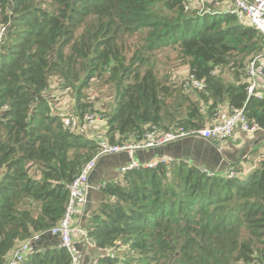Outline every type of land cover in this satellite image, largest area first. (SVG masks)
Returning a JSON list of instances; mask_svg holds the SVG:
<instances>
[{"label": "trees", "instance_id": "1", "mask_svg": "<svg viewBox=\"0 0 264 264\" xmlns=\"http://www.w3.org/2000/svg\"><path fill=\"white\" fill-rule=\"evenodd\" d=\"M219 1L196 11L189 0H0V264L59 223L68 186L98 152L64 118L81 125L86 113L100 115L112 145L142 142L152 126L211 125L218 108H242L264 132V101L246 92L264 38L215 10ZM168 48L201 91L158 75L154 57ZM52 79L72 88L73 114L52 109ZM93 85L109 90L102 111L88 101ZM199 169L173 159L121 168L101 183L81 223L100 251L96 264H264V161L230 178ZM70 262L55 244L36 246L20 264Z\"/></svg>", "mask_w": 264, "mask_h": 264}, {"label": "built area", "instance_id": "2", "mask_svg": "<svg viewBox=\"0 0 264 264\" xmlns=\"http://www.w3.org/2000/svg\"><path fill=\"white\" fill-rule=\"evenodd\" d=\"M217 0H209L214 3ZM232 6L228 9L229 12L234 15L241 23L248 24L253 28L260 36L264 38V0H231ZM202 8L205 2L202 0ZM200 9V10H201ZM5 28L0 27V40L4 35ZM247 75V88L246 92L248 96H253L259 100L264 101V48L258 53L252 61L249 63L246 69ZM184 87H192L195 90L201 91L204 88L202 82L196 79L193 74L187 75L183 80ZM83 122L87 125L101 124V129L94 135L92 139L98 148L97 154L88 161L84 167L80 170L78 175L68 186V202L63 214L62 219L58 224L53 226L47 234L55 237L58 242V246L64 248L70 255V264H96V260L86 262L83 258V252L78 246H87L88 248H95L87 237L82 227L74 224V218L79 214L78 208L84 207L86 204V197L91 190L89 182L90 175L95 169L97 162L108 156L117 154H125L128 163L124 170H130L140 167L153 168L158 163L167 164L172 162L173 158L159 157L141 163L135 158L136 152H147L153 149L161 148L171 142L183 140L187 137L201 138L206 141H215L218 144H222L234 136V131L239 129L244 133H255L260 131L259 127L254 123H249L244 116L243 109H233L229 112L224 108H218L215 113L214 120L211 125L197 128L191 131L184 130L182 127L174 128L168 132H161L156 127L152 126L151 129L146 132L144 140L139 143H127L122 145H112L108 142L106 133V121L100 115L96 113H86L83 117ZM64 127L75 130L83 134V126L80 125L79 120L73 116L63 119ZM264 161V155L258 156V161ZM208 177L217 175L221 170L206 169L200 167L199 169ZM223 173L227 177H234L240 175L241 172H235L231 167L222 169ZM78 236L80 241L75 243L73 238ZM38 236H34L27 242L21 243L12 253V256L7 264H20L24 259V256L29 254L33 247L31 241H37ZM110 257H113L110 255Z\"/></svg>", "mask_w": 264, "mask_h": 264}, {"label": "crops", "instance_id": "3", "mask_svg": "<svg viewBox=\"0 0 264 264\" xmlns=\"http://www.w3.org/2000/svg\"><path fill=\"white\" fill-rule=\"evenodd\" d=\"M225 7L215 8L217 11H227L231 5L224 3ZM217 6V7H218ZM60 91H63L58 87L57 83L54 84V87L47 90L46 95L51 99L52 109L58 114H64V109L58 104V98ZM102 105V102L98 107H105ZM94 109H98L94 107ZM100 109V108H99ZM71 111L65 115H71ZM207 121L205 122L206 125ZM209 125V124H208ZM207 126V125H206ZM101 129V124H91L88 125L83 130V135L92 140L94 135L99 132ZM186 140V142H185ZM217 143V142H216ZM264 132L257 131L255 133H244L239 129L234 131V136L228 141L222 144H215V141H206L201 138L196 137H187L183 140H178L171 142L161 148H158L156 151H147V152H136L135 158L141 162L146 163L149 160L157 159L159 157L164 158H173V159H184L193 165L198 167H203L206 169H225L227 167H232L233 165L242 166L240 175H245L247 172L253 170L256 167L258 158L254 156L256 151H259L260 147L264 148ZM264 152V150H262ZM260 154H263L264 153ZM128 163V159L125 154H117L113 156L101 158L92 171L89 182L92 185L91 190L87 194L86 204L84 207L78 208L79 214L74 218V224H77L81 227L82 217L86 214V210H91L94 208L96 203L102 198V194L99 191L101 183H106L117 177L118 170L122 167H125ZM75 243L80 241L78 236L73 238ZM38 247H49L55 245L57 239L49 234L40 237L38 240ZM36 241V242H37ZM42 242V244H40ZM78 246L82 250L83 258L86 262L96 259L100 251H96L93 248H88L87 246Z\"/></svg>", "mask_w": 264, "mask_h": 264}, {"label": "rangeland", "instance_id": "4", "mask_svg": "<svg viewBox=\"0 0 264 264\" xmlns=\"http://www.w3.org/2000/svg\"><path fill=\"white\" fill-rule=\"evenodd\" d=\"M203 1L205 2L204 6H206V8H208V4H212L211 2H209V0ZM224 3L230 4V0L219 1L218 4H220V8L218 5V7L216 6L215 8L221 9L225 7ZM202 5V0H189V6L191 10L198 11L202 8ZM229 6L231 7V5ZM153 65L155 66V70L159 76L167 75L170 77V82L174 84L176 83L177 85H179V83L184 80L188 75L187 67L183 64H180V62L176 60V51L170 48L159 51L154 57ZM54 84H56V81L52 79L50 86L53 88ZM60 88L63 89V91H60L59 96H57L58 104H60V106L64 109V114L70 111L73 114L75 97L73 90L69 87ZM87 96L88 101L92 102L93 106L98 108L97 111H102L103 109H105L106 106L110 105L111 103V96L109 90L107 88L100 90L97 85L90 86V88L87 90ZM101 102L102 105H105L106 103L107 105L105 107H98ZM81 125L83 126V129L88 126L87 124L83 123ZM259 149V151H256V153H254V156L256 158H258L261 151L264 150V148L262 147H260ZM262 153L264 152L262 151Z\"/></svg>", "mask_w": 264, "mask_h": 264}, {"label": "water", "instance_id": "5", "mask_svg": "<svg viewBox=\"0 0 264 264\" xmlns=\"http://www.w3.org/2000/svg\"><path fill=\"white\" fill-rule=\"evenodd\" d=\"M185 142H186V140H185ZM215 144L217 145V143L215 142ZM157 150V149H156ZM155 149H153L152 151H156ZM151 152V151H150ZM152 153V152H151ZM92 186V185H91ZM42 237V236H41ZM37 244H38V241L36 242V241H31V245H32V247L33 248H36V246H37ZM56 244H58V242L56 241Z\"/></svg>", "mask_w": 264, "mask_h": 264}]
</instances>
